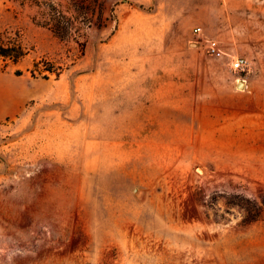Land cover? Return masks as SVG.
<instances>
[{
	"label": "rangeland",
	"instance_id": "obj_1",
	"mask_svg": "<svg viewBox=\"0 0 264 264\" xmlns=\"http://www.w3.org/2000/svg\"><path fill=\"white\" fill-rule=\"evenodd\" d=\"M106 5L61 40L0 0V264H264V0Z\"/></svg>",
	"mask_w": 264,
	"mask_h": 264
},
{
	"label": "trees",
	"instance_id": "obj_2",
	"mask_svg": "<svg viewBox=\"0 0 264 264\" xmlns=\"http://www.w3.org/2000/svg\"><path fill=\"white\" fill-rule=\"evenodd\" d=\"M39 7H42V13L45 15L43 20L34 17L36 23L48 27L58 38L66 40L73 36V32L79 31L82 25H95L100 28L106 26L109 19L106 16V0H31ZM44 8H43V6ZM143 7V6H141ZM109 16L117 20L114 6L109 8ZM85 45L82 44L83 53ZM28 47L23 39L20 30L6 29L0 32V58L7 67L11 64H18L29 53ZM33 77H42L48 79L54 74L57 78L64 71V67L57 66L55 62L49 61L47 56H41L35 59L32 67L29 69ZM17 75H22L23 71L17 69ZM259 216H249L248 220H256Z\"/></svg>",
	"mask_w": 264,
	"mask_h": 264
},
{
	"label": "built area",
	"instance_id": "obj_3",
	"mask_svg": "<svg viewBox=\"0 0 264 264\" xmlns=\"http://www.w3.org/2000/svg\"><path fill=\"white\" fill-rule=\"evenodd\" d=\"M194 32L197 35H201L203 33V28L201 26H196L194 27ZM207 48L212 54L217 56H220L224 53L222 47L220 46L217 40L208 39ZM232 63H233V68L238 70V69H244L248 62L247 59L244 57H236L233 59Z\"/></svg>",
	"mask_w": 264,
	"mask_h": 264
},
{
	"label": "water",
	"instance_id": "obj_4",
	"mask_svg": "<svg viewBox=\"0 0 264 264\" xmlns=\"http://www.w3.org/2000/svg\"><path fill=\"white\" fill-rule=\"evenodd\" d=\"M240 85H244V81H241V82H240Z\"/></svg>",
	"mask_w": 264,
	"mask_h": 264
},
{
	"label": "bare ground",
	"instance_id": "obj_5",
	"mask_svg": "<svg viewBox=\"0 0 264 264\" xmlns=\"http://www.w3.org/2000/svg\"><path fill=\"white\" fill-rule=\"evenodd\" d=\"M198 171L202 172V169L201 168H198Z\"/></svg>",
	"mask_w": 264,
	"mask_h": 264
}]
</instances>
